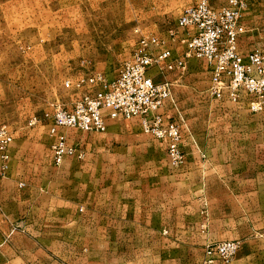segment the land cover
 I'll return each instance as SVG.
<instances>
[{"label": "rangeland", "instance_id": "374dc122", "mask_svg": "<svg viewBox=\"0 0 264 264\" xmlns=\"http://www.w3.org/2000/svg\"><path fill=\"white\" fill-rule=\"evenodd\" d=\"M196 1L0 0V125L15 139L0 179V264H204L210 244H264V106L212 98L204 60L153 72L171 84L178 110L164 112L179 123L184 167L139 118L64 130L83 157L53 162L45 115L90 91L66 82L116 78L144 37L182 57L183 35L170 32ZM247 2L238 49L264 54V0Z\"/></svg>", "mask_w": 264, "mask_h": 264}, {"label": "built area", "instance_id": "2783aa9c", "mask_svg": "<svg viewBox=\"0 0 264 264\" xmlns=\"http://www.w3.org/2000/svg\"><path fill=\"white\" fill-rule=\"evenodd\" d=\"M247 7V0H227L220 9L212 8L209 0H197L178 18V28L182 32H170L173 41L178 34L183 35L186 48L182 57L176 58L169 48L161 47L163 42L158 38L144 37L116 78L108 80L102 74H94L67 81V88H88L90 91L70 109L56 107L45 115L49 132L54 137V164L60 166L71 156L83 157L68 142L64 130L105 133L109 120L139 118L145 133L167 143L171 164L175 168L184 167V141L179 123L164 112L167 103L178 110L171 84L158 81L153 72L185 70L191 58L206 62L210 73L208 92L212 98L232 104H241L247 99L252 112L261 111L264 106V54L259 51L242 54L238 49L239 38L247 32L244 24ZM160 47L162 49L157 52ZM179 118L184 121L180 113ZM39 122L42 120L35 117L30 124ZM14 141L12 132L0 125V179L10 171ZM240 248V242L234 240L209 245L204 264H231Z\"/></svg>", "mask_w": 264, "mask_h": 264}, {"label": "crops", "instance_id": "0c3cea01", "mask_svg": "<svg viewBox=\"0 0 264 264\" xmlns=\"http://www.w3.org/2000/svg\"><path fill=\"white\" fill-rule=\"evenodd\" d=\"M205 250L206 248L204 249L202 263L205 260ZM231 264H264V244H257L256 241L244 243Z\"/></svg>", "mask_w": 264, "mask_h": 264}]
</instances>
